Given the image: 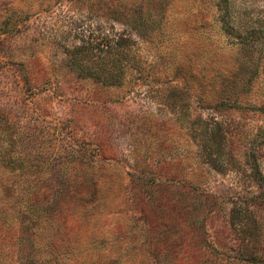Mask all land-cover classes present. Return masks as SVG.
Segmentation results:
<instances>
[{
	"label": "rangeland",
	"instance_id": "rangeland-1",
	"mask_svg": "<svg viewBox=\"0 0 264 264\" xmlns=\"http://www.w3.org/2000/svg\"><path fill=\"white\" fill-rule=\"evenodd\" d=\"M263 35L264 0H0V264L264 260Z\"/></svg>",
	"mask_w": 264,
	"mask_h": 264
},
{
	"label": "trees",
	"instance_id": "trees-1",
	"mask_svg": "<svg viewBox=\"0 0 264 264\" xmlns=\"http://www.w3.org/2000/svg\"><path fill=\"white\" fill-rule=\"evenodd\" d=\"M262 37H264V35ZM93 55H95V54H93ZM95 59L96 60L94 61V63H97V64H102L103 63V59L102 58L97 57ZM92 60H94V59H92ZM52 200H55V197H53ZM45 214H46V212L44 210L43 211H41V210L38 211V210L35 209L33 211V213H32V217L31 218H34V219L35 218H39L40 216H43ZM25 219L28 220L29 217H27ZM35 220H37V219H35ZM242 251L246 253V255L248 256V260L250 262H253V263H256V264H264V260H262V259L260 260V259L257 258L259 253L252 251V248H250V244H243L242 245ZM94 264H106V263L97 261Z\"/></svg>",
	"mask_w": 264,
	"mask_h": 264
}]
</instances>
